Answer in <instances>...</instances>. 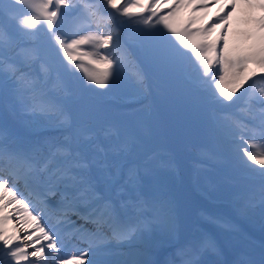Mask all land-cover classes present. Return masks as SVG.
Segmentation results:
<instances>
[{"label": "snow or ice", "instance_id": "6c2138e0", "mask_svg": "<svg viewBox=\"0 0 264 264\" xmlns=\"http://www.w3.org/2000/svg\"><path fill=\"white\" fill-rule=\"evenodd\" d=\"M238 2L232 0L211 28L194 31V21L181 24L176 19L178 11L186 6L185 0L172 4L168 0H9L7 4L0 0V108L23 112L36 122L67 133L63 139L23 143L0 129V169L6 167L8 171L7 176L0 172L4 193L0 194V264H109L102 258L111 253L114 243L132 245L143 235L149 221L142 217L135 222L122 221L109 195L114 169L119 167L111 158L127 154L129 144H105L94 133L77 126L69 106L73 93L66 77L74 69H82L90 84L108 87L114 62L123 65L127 60L121 50L119 26H143L138 31L148 37L142 45L149 57L167 65H182L186 55L194 57L196 66L189 75L207 93L210 103L231 102L254 77L264 81V14L248 16L250 27L242 33L244 47L229 44L230 25H224ZM242 2L250 10L264 13V0ZM217 28L222 34L212 38ZM117 51L120 56L114 61ZM85 63L93 68L85 67ZM197 72L198 76L192 75ZM135 76L142 82V71ZM227 79L234 85L231 90L224 87ZM245 97L241 111L246 121L227 114H213V119L240 162L259 165L264 175V151L249 150L257 147V141L264 147V90L256 89L253 80L237 99ZM94 170L104 178L103 188ZM128 177L130 181L135 179V168L128 169ZM9 178L12 187L8 186ZM18 182L29 190L36 215L17 195ZM54 196L59 200L53 206L50 197ZM12 204L21 205L26 215L21 216L19 208L13 210L14 214H6ZM134 207L143 209L144 203L137 198ZM73 215L93 224L94 229L76 227ZM50 217H55V224L46 226ZM14 219L19 227L9 229L7 225ZM66 238L68 242H86L87 248L65 256L62 250ZM208 252H218L217 243L202 236L178 249L177 256L180 264H203L200 257ZM119 264L147 262L133 257Z\"/></svg>", "mask_w": 264, "mask_h": 264}, {"label": "rangeland", "instance_id": "374dc122", "mask_svg": "<svg viewBox=\"0 0 264 264\" xmlns=\"http://www.w3.org/2000/svg\"><path fill=\"white\" fill-rule=\"evenodd\" d=\"M4 2L8 3L9 0ZM168 3H174V0H168ZM231 3L232 0L224 2L185 0L186 6L178 11L176 19L181 24L194 21L192 24L194 31L211 28L217 23L218 17L226 13ZM162 7L165 12L168 11L167 7L163 5ZM250 14L260 16L264 13L258 9L250 10L240 0L232 15V22L229 20L224 25L226 28L230 25L228 34L230 47L245 46L242 33L250 27L246 23ZM196 20H200L199 23ZM113 27H116V24H113ZM141 27L143 26H119L120 42L121 50L126 53V57L128 53L133 57L135 54L137 60L147 63L145 79L149 83L148 94L137 88L129 74L122 67L119 68L121 64H113V75L108 87L103 89L97 87L103 93L98 97H102L108 103L102 110L105 112L99 119L90 111L88 120L91 122L98 120L95 122L94 130L97 128L100 131L105 125L108 128L115 127L117 132L115 131L116 136L112 137L113 142L121 135L129 139V151L122 158V161L123 159L126 161L125 166L141 162L143 167H148L151 172L154 169V174L150 178L145 175L147 184L144 186L141 200L144 203L143 209L134 210L130 204L122 208L116 205L122 221L134 222L133 218L137 220L141 217L149 221L145 231L148 234V242L141 236L132 245L116 244L117 248H112L111 253L103 259L108 261L113 256L115 264L133 257L147 264H157L155 262L180 264L178 249L202 236H209L216 241L218 252H208L201 256L203 264H243L246 261L261 264L264 259V199L258 194L264 197V175L261 174L259 165L248 162V166H245L240 162V156L234 151L233 145L225 140L213 119V114H227L236 120L246 121L247 117L241 111L245 107L246 97L239 100L237 98L249 89L253 80L248 81L244 88L236 93L233 101H224L222 104L210 103L207 93L197 87L189 75L196 66L194 57L186 55L182 65H167L149 57L146 47L144 46L145 50L142 49V41L146 42L148 37L138 31ZM218 34H222L220 28L212 33V38ZM122 36L125 37L121 39ZM44 39L45 37L41 35V40ZM117 52L120 54V51ZM85 67L90 70L93 68L86 63ZM252 67L254 68L250 65V68ZM83 73L82 69H74L72 74L66 77L67 86L74 85L76 88L77 85L82 87L85 84L93 85ZM192 75L198 76V72ZM257 86L264 90L262 85ZM93 87L95 89V86ZM224 87L231 90L234 85L227 79ZM93 97L95 95L91 98ZM75 99V97L70 99L69 106L74 121L80 120L82 126L87 122L86 109L91 108L92 103L90 100L91 106L88 105L85 91L79 100ZM220 100L223 101L224 98L220 97ZM117 103L124 104L125 107H115ZM3 109L0 108V129L5 130L10 138L23 143L41 141L39 135L48 124L36 122L26 114L24 118H19L14 110ZM117 109H122L123 114ZM156 109L162 112L169 127L164 125ZM125 110L128 112L124 114ZM11 117H14V129L7 132L8 120ZM103 117H107L104 122ZM249 150L259 153L264 151V147L257 141V147ZM114 170L116 178L120 181L119 171ZM0 172L8 175L6 168L0 169ZM93 175L97 178L100 174L94 170ZM138 177L139 172L136 173L135 179L131 181L128 179L127 183H136ZM12 183L9 178L8 186L12 187ZM99 184L103 188L105 182ZM19 188H22L21 182L16 184L17 195L24 199L25 203H29L30 209L36 215L31 200L26 198ZM120 191L122 193V186ZM112 192L109 189L110 196ZM0 194H4L2 189ZM249 194H254L258 200L254 213L249 211L250 207L255 205L248 202ZM8 197L11 199L10 193ZM113 199L116 204L115 197ZM123 203L121 201V204ZM245 204H248L247 208ZM17 208L21 209V216L26 215L22 206L18 204H12L6 214H14L13 210ZM76 220L74 221L78 226ZM88 224L90 230L94 229L91 223ZM163 224H167V227H163ZM13 225L19 227L15 219L7 227L12 229ZM20 235L23 236L24 233L21 232ZM253 238L262 241V244L253 245L251 243ZM140 249L155 262L151 258L141 256ZM89 258H92V255H89Z\"/></svg>", "mask_w": 264, "mask_h": 264}, {"label": "trees", "instance_id": "16d2710c", "mask_svg": "<svg viewBox=\"0 0 264 264\" xmlns=\"http://www.w3.org/2000/svg\"><path fill=\"white\" fill-rule=\"evenodd\" d=\"M5 4H7V3H5ZM103 52L107 53V52H108V49H106V50L103 51ZM114 56H115V55H114ZM116 57H117V55L113 58L114 61H115V58H116ZM129 62H130V63L121 66L122 69H124V70L129 74V76H130V77L132 78V80L135 82V85L137 86V88H139L140 91H142V92H144L145 94H147L148 91H147V86H146V82H145L144 76H143V80H142V82H138L137 79H136V76H135V73H136L137 71H140V70L137 68L138 65H136L135 63L133 64V62H132L131 60H130ZM115 63L120 64V63H118V62H114V64H115Z\"/></svg>", "mask_w": 264, "mask_h": 264}, {"label": "bare ground", "instance_id": "6f19581e", "mask_svg": "<svg viewBox=\"0 0 264 264\" xmlns=\"http://www.w3.org/2000/svg\"><path fill=\"white\" fill-rule=\"evenodd\" d=\"M73 217V216H72Z\"/></svg>", "mask_w": 264, "mask_h": 264}]
</instances>
